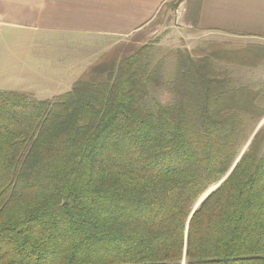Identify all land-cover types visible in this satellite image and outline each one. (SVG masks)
<instances>
[{"label": "trees", "instance_id": "trees-1", "mask_svg": "<svg viewBox=\"0 0 264 264\" xmlns=\"http://www.w3.org/2000/svg\"><path fill=\"white\" fill-rule=\"evenodd\" d=\"M208 47L0 91V264H264V89L223 74L264 48Z\"/></svg>", "mask_w": 264, "mask_h": 264}, {"label": "crops", "instance_id": "crops-1", "mask_svg": "<svg viewBox=\"0 0 264 264\" xmlns=\"http://www.w3.org/2000/svg\"><path fill=\"white\" fill-rule=\"evenodd\" d=\"M170 1L0 0V91L43 101L69 93L104 46L145 30ZM188 24L195 41L264 46V0H198Z\"/></svg>", "mask_w": 264, "mask_h": 264}, {"label": "rangeland", "instance_id": "rangeland-1", "mask_svg": "<svg viewBox=\"0 0 264 264\" xmlns=\"http://www.w3.org/2000/svg\"><path fill=\"white\" fill-rule=\"evenodd\" d=\"M177 1L180 0H171L159 13L156 20L145 30L135 35L119 38L117 42H114V45L108 44V46H104L100 52L101 58L97 63L102 62L107 58H113L120 61L141 48H146V54L155 55L158 58L168 56L170 52L178 49L188 50L189 53H192L195 56L208 52V44L215 41L209 40V38H202L195 41V39L187 33L189 30L192 31L191 29H188L187 26L190 21L192 23L195 19V6H197L198 0L183 1L184 3L182 2L175 8ZM219 43L224 44L227 49L260 46L257 45V42L254 40L238 36H225V40L219 41ZM260 47L264 48V46ZM261 61L262 59L257 66L256 63L259 61L254 60L251 61V63L255 64L250 66L228 65L226 62H223L224 70L227 71V73L223 71V74L224 76L234 79L239 85H250L263 90L264 60L262 63ZM168 67H171V65ZM152 96L164 104L171 101L169 92L166 89L153 90ZM34 98L39 100L36 97ZM258 128L255 134L259 130L264 129V123L261 127L258 126ZM246 148L247 147H245V149Z\"/></svg>", "mask_w": 264, "mask_h": 264}, {"label": "water", "instance_id": "water-1", "mask_svg": "<svg viewBox=\"0 0 264 264\" xmlns=\"http://www.w3.org/2000/svg\"><path fill=\"white\" fill-rule=\"evenodd\" d=\"M264 123V121L259 125V127H261V125ZM259 129V128H258ZM257 129V130H258ZM225 180V179H224ZM223 180V181H224ZM222 181V182H223ZM221 182V183H222ZM220 183V184H221ZM220 184L219 185H217L216 187H214V188H212L202 199H201V201L198 203V205H197V207L195 208V210L200 206V204L212 193V192H214L219 186H220Z\"/></svg>", "mask_w": 264, "mask_h": 264}]
</instances>
